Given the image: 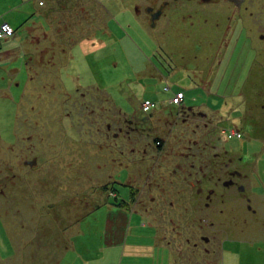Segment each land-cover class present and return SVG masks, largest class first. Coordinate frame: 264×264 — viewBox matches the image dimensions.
Returning <instances> with one entry per match:
<instances>
[{
  "label": "rangeland",
  "instance_id": "rangeland-1",
  "mask_svg": "<svg viewBox=\"0 0 264 264\" xmlns=\"http://www.w3.org/2000/svg\"><path fill=\"white\" fill-rule=\"evenodd\" d=\"M141 2L0 0V26L37 21L0 36V264H51L78 226L82 257L119 264L97 238L112 180L177 264H264V60L219 76L225 23L155 31Z\"/></svg>",
  "mask_w": 264,
  "mask_h": 264
},
{
  "label": "flooded vegetation",
  "instance_id": "flooded-vegetation-1",
  "mask_svg": "<svg viewBox=\"0 0 264 264\" xmlns=\"http://www.w3.org/2000/svg\"><path fill=\"white\" fill-rule=\"evenodd\" d=\"M141 5L147 27L155 31L166 32L177 24L199 29L202 23L215 31L220 20L225 23L219 27L225 48L219 76L234 75L220 67L225 59L229 65L264 60V0H142Z\"/></svg>",
  "mask_w": 264,
  "mask_h": 264
},
{
  "label": "crops",
  "instance_id": "crops-1",
  "mask_svg": "<svg viewBox=\"0 0 264 264\" xmlns=\"http://www.w3.org/2000/svg\"><path fill=\"white\" fill-rule=\"evenodd\" d=\"M30 13L31 11L23 12L22 16L12 15V18L14 19L12 20V23L9 21H3L1 25L3 23H7L11 26L13 30L12 37L26 23L28 24V28H36V14ZM81 49L85 54H90L92 51L96 52L97 50L101 49V46L93 47L91 44L84 43V46H82ZM12 54L14 55V52H12ZM8 67L10 68L8 62L0 55V69L7 70ZM141 103L146 105L153 104L154 106L156 104L152 103L150 100H144ZM134 211L135 208L131 210L125 207H116L113 204L106 209L105 218L102 220V229L97 234V238L99 239V242L103 244L104 248H109L112 250V262L114 263L116 260H118L119 264H177L174 262L171 252L160 240L158 230L154 228L152 223H149L151 221L148 222L145 220H135L137 222L134 223L133 216L136 215L133 213ZM82 221L83 220H81V222ZM81 222L79 225H81ZM80 232L81 231L79 230L78 226L74 233L67 236L68 249L63 252L60 257L58 256V259L56 258L54 261H52L51 264H53L55 261H59L57 264H74L71 260L72 257L75 259L76 257L80 258V264H90L91 260H86V258L82 257L76 248V244L74 243L75 235H79ZM225 241H236L242 244L247 243L246 247L252 249V251L255 250L254 244L252 242L242 241L231 236L222 239L220 242L221 246L225 245ZM256 251L259 252L260 257V254L264 255L263 248H259ZM248 256L252 258V254ZM255 257L256 256L253 254V260ZM234 258L239 260L240 255L236 254ZM243 260L244 259L242 257V264H244Z\"/></svg>",
  "mask_w": 264,
  "mask_h": 264
},
{
  "label": "trees",
  "instance_id": "trees-1",
  "mask_svg": "<svg viewBox=\"0 0 264 264\" xmlns=\"http://www.w3.org/2000/svg\"><path fill=\"white\" fill-rule=\"evenodd\" d=\"M8 25H9V24H8ZM9 26H10V25H9ZM10 27H11V26H10ZM149 117H150V116H149ZM140 118H141V117H140ZM144 122H145V120H143L142 122H138V123L141 124V123H144ZM134 126L140 128V129H143V130L146 129V127L142 126V124H141L140 126H139V125H134ZM138 128H137V129H138ZM140 129H139V130H140ZM142 133L145 134L146 132L142 131ZM142 133H141V134H142ZM156 143H157V144H155V146L158 148V150L161 149V147H162L161 140H157ZM109 182H112V185H111V186H112V189L110 188V186H108V184H106L104 188H105L106 191L108 190V192H109V189L112 190V191H111V192H112V196H111L110 192H109V194H110V196H111L113 199H115V204H113L114 206H116V207H125V208H127V209H134V208H136V207L134 206V204H135V203H134V202H135L134 199H136V197H135V195H136V194H135V192H136V191H135L136 188H135L134 186L132 187V185H128V184L126 185V186H128V188H129V190H130V198H129L128 201H126V202H125V201H120V202L118 201V202H117V197H118L117 195H118V194H117L116 189H115V188H116L117 181L112 180V181H109ZM104 192H105V191H104ZM109 194H108V195H109ZM110 196H109V197H110ZM135 205H136V204H135ZM218 260H219V257H218Z\"/></svg>",
  "mask_w": 264,
  "mask_h": 264
},
{
  "label": "built area",
  "instance_id": "built-area-1",
  "mask_svg": "<svg viewBox=\"0 0 264 264\" xmlns=\"http://www.w3.org/2000/svg\"><path fill=\"white\" fill-rule=\"evenodd\" d=\"M0 36H6V35H11L13 33L12 28L6 23L0 26ZM184 99V94L182 92H179L176 94V96L173 98V103L179 104L182 103Z\"/></svg>",
  "mask_w": 264,
  "mask_h": 264
}]
</instances>
